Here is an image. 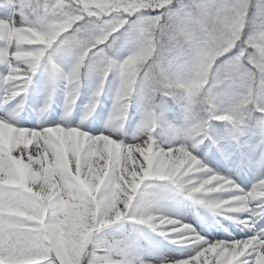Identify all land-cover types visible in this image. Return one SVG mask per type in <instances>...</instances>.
Here are the masks:
<instances>
[{"label":"snow or ice","instance_id":"obj_1","mask_svg":"<svg viewBox=\"0 0 264 264\" xmlns=\"http://www.w3.org/2000/svg\"><path fill=\"white\" fill-rule=\"evenodd\" d=\"M0 264H264V0H0Z\"/></svg>","mask_w":264,"mask_h":264}]
</instances>
